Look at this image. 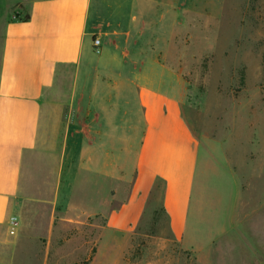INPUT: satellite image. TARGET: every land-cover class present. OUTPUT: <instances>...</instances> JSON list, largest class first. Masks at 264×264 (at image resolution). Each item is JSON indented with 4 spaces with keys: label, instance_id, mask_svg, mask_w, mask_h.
Listing matches in <instances>:
<instances>
[{
    "label": "crops",
    "instance_id": "1",
    "mask_svg": "<svg viewBox=\"0 0 264 264\" xmlns=\"http://www.w3.org/2000/svg\"><path fill=\"white\" fill-rule=\"evenodd\" d=\"M156 5L0 0V264H126L159 192L197 264L264 263V170L195 134Z\"/></svg>",
    "mask_w": 264,
    "mask_h": 264
},
{
    "label": "rangeland",
    "instance_id": "2",
    "mask_svg": "<svg viewBox=\"0 0 264 264\" xmlns=\"http://www.w3.org/2000/svg\"><path fill=\"white\" fill-rule=\"evenodd\" d=\"M153 2L163 13L167 11L168 27L172 24L166 38L159 36V54L164 64L182 76L190 88L191 107L186 115L195 134L207 148L219 155L227 153V158L231 156L228 161L232 158L236 162L241 176L252 168L254 173L261 172L264 0ZM215 181H222L220 175L208 183L213 187L211 183ZM159 194L151 199L133 249L126 255V264H197L191 252H183L168 241Z\"/></svg>",
    "mask_w": 264,
    "mask_h": 264
},
{
    "label": "built area",
    "instance_id": "3",
    "mask_svg": "<svg viewBox=\"0 0 264 264\" xmlns=\"http://www.w3.org/2000/svg\"><path fill=\"white\" fill-rule=\"evenodd\" d=\"M92 48H93V52L95 54L99 55L101 53V43H100V40L98 38H94L93 39ZM16 225H17L16 219L15 218H10V221H9V233L11 235L15 233Z\"/></svg>",
    "mask_w": 264,
    "mask_h": 264
},
{
    "label": "trees",
    "instance_id": "4",
    "mask_svg": "<svg viewBox=\"0 0 264 264\" xmlns=\"http://www.w3.org/2000/svg\"><path fill=\"white\" fill-rule=\"evenodd\" d=\"M25 18H27V16Z\"/></svg>",
    "mask_w": 264,
    "mask_h": 264
}]
</instances>
